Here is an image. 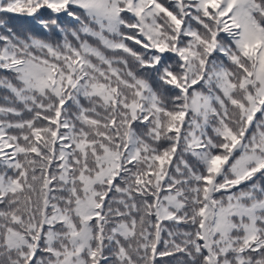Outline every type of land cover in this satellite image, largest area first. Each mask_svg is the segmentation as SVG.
Instances as JSON below:
<instances>
[{"label":"snow or ice","instance_id":"6c2138e0","mask_svg":"<svg viewBox=\"0 0 264 264\" xmlns=\"http://www.w3.org/2000/svg\"><path fill=\"white\" fill-rule=\"evenodd\" d=\"M0 90V264H264V0H0Z\"/></svg>","mask_w":264,"mask_h":264},{"label":"trees","instance_id":"16d2710c","mask_svg":"<svg viewBox=\"0 0 264 264\" xmlns=\"http://www.w3.org/2000/svg\"><path fill=\"white\" fill-rule=\"evenodd\" d=\"M11 19L12 24L10 26L19 32L32 31L35 28L34 22L26 20L22 17H12ZM0 95H3L2 90H0Z\"/></svg>","mask_w":264,"mask_h":264}]
</instances>
